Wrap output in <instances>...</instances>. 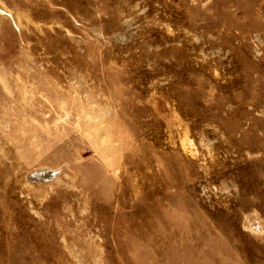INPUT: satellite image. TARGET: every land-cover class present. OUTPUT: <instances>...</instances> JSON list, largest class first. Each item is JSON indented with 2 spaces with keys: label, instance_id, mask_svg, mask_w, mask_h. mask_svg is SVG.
Here are the masks:
<instances>
[{
  "label": "rangeland",
  "instance_id": "rangeland-1",
  "mask_svg": "<svg viewBox=\"0 0 264 264\" xmlns=\"http://www.w3.org/2000/svg\"><path fill=\"white\" fill-rule=\"evenodd\" d=\"M0 5V264H264V0Z\"/></svg>",
  "mask_w": 264,
  "mask_h": 264
},
{
  "label": "bare ground",
  "instance_id": "bare-ground-1",
  "mask_svg": "<svg viewBox=\"0 0 264 264\" xmlns=\"http://www.w3.org/2000/svg\"><path fill=\"white\" fill-rule=\"evenodd\" d=\"M3 12V8L1 7V5H0V17H2V13ZM4 13V12H3ZM4 15V14H3ZM6 15V14H5ZM7 16V15H6ZM3 18V17H2ZM1 19V18H0ZM12 19V18H11ZM13 20V19H12Z\"/></svg>",
  "mask_w": 264,
  "mask_h": 264
}]
</instances>
